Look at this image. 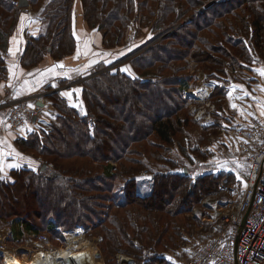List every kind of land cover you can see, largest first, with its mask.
Segmentation results:
<instances>
[{
	"label": "trees",
	"instance_id": "1",
	"mask_svg": "<svg viewBox=\"0 0 264 264\" xmlns=\"http://www.w3.org/2000/svg\"><path fill=\"white\" fill-rule=\"evenodd\" d=\"M28 1L19 8L18 0H0V83L22 16L25 44L18 58L25 70L45 60L69 61L77 50L75 23L100 33L105 55L124 45L131 27L148 36L112 67L101 62L57 86L64 88L48 90L56 115L17 133L14 162L21 170L6 169L8 179L0 180V221L13 233L34 230L50 238L82 226L100 237L105 264H116L119 253L136 264H171L167 251L180 248L183 234L192 237L206 214L190 211L235 182L223 172L193 180L186 164L206 165L214 140L223 139V149L236 147L231 131L245 125H227L222 107L232 83L248 84L244 73L264 67V0ZM190 62L220 83L210 123L196 120L188 107ZM125 67L131 75L120 71ZM72 89L80 92L73 91L70 102L61 93ZM194 129L200 132L195 144ZM150 163L168 169L151 173L150 192L140 195Z\"/></svg>",
	"mask_w": 264,
	"mask_h": 264
},
{
	"label": "built area",
	"instance_id": "2",
	"mask_svg": "<svg viewBox=\"0 0 264 264\" xmlns=\"http://www.w3.org/2000/svg\"><path fill=\"white\" fill-rule=\"evenodd\" d=\"M193 69L191 63L190 71ZM201 75L187 87L185 95L193 117L210 123L216 110L212 93L219 85ZM49 92L0 97V112L8 129L25 132L34 129L45 116H55L47 98ZM231 134L248 165L246 172H238L245 189L236 201L219 208L216 220L210 219L208 236L192 256L176 264H264V122L251 117L243 128L234 129ZM209 201L206 198L203 204ZM55 240L59 241L58 246L46 232L13 233L9 223L0 221V264H105L96 242L87 239L82 226L59 231ZM116 264H135V259L119 253Z\"/></svg>",
	"mask_w": 264,
	"mask_h": 264
},
{
	"label": "rangeland",
	"instance_id": "3",
	"mask_svg": "<svg viewBox=\"0 0 264 264\" xmlns=\"http://www.w3.org/2000/svg\"><path fill=\"white\" fill-rule=\"evenodd\" d=\"M93 33H94L93 34L94 37L100 36V34L97 31H95ZM147 33H148V31L135 32L134 27H131V31L129 33L128 39H127L126 44H125L126 49H128V50H126L124 53H122V56L126 55L127 53H130L129 51L136 48L138 45L142 44L148 36ZM83 35L84 34H82L81 39H82ZM83 40L86 41V39H83ZM96 41H97V39H94L93 43L95 44ZM80 52H81V50H80ZM119 55H121V54H119ZM101 57H102V55L100 53H98V58L95 59L94 61H99L101 59ZM113 61H111L110 63H107V64L112 67V65H114ZM191 63L192 62H190V64ZM45 64L46 63L44 62V64L42 66H45ZM59 64L65 66L64 62H60ZM90 68H92V67H90ZM260 68H264V67H260ZM93 69H90L89 71H87V73L84 74L83 76L91 73L93 71ZM256 70L254 72L248 71L251 74H249V73L245 74L244 73L245 78L250 79L248 84L238 85L236 83H232L233 85L231 87H228V89L226 90V95H228V93L231 92V99L229 98V95H228V97H227V99H226V101L222 107L223 108L222 118H224V120L226 119L227 121L229 120L230 123H227V125H230L231 127H232L231 124H233V125L241 124L242 126H244V125H246V123L248 122V120L251 117H257V118L264 121V119H263L264 114H262V112H261V110L264 109V90H262V89H264V78H261L257 74ZM189 71H190V65H189ZM201 73L204 74L201 70L196 69L194 67V69L188 73L192 77L191 83H196L199 80V77L202 76ZM207 78H208V80H211L213 82H217L216 80L210 79L209 77H207ZM244 83H247V82L245 81ZM218 85H220V83H218ZM221 85H224V84L221 83ZM233 89H234V91H233ZM233 104L236 105V108L232 107ZM3 117H4L3 112H0V122H1V120H3V119H1ZM42 122H43V120H42ZM22 133H25V132H22ZM199 134H200V132L197 129H194L192 131V135H193L192 141L194 144L196 143L195 139L198 138ZM229 134H230V130H229ZM234 136H235V134H234ZM222 142H223V139H222V141L221 140H219V141L214 140L213 143H211L212 149L210 150V152H213L214 157L208 158L207 162H205V164L210 166V168H206V165H204V163H202V162L193 163V164L187 163L186 165L189 166L192 170L190 174H191V178L193 180H195L197 178V176L199 175V173H202V172L203 173L212 172L214 175H217L220 172H223L225 174L234 175L235 182L230 186L224 187L221 190V192H219L217 195L211 196L212 197L211 200L206 205L203 204V201L207 197L205 199H203V201L200 203V206L198 205L193 210L190 211L189 215L199 216V215H201L202 211H205L203 213H206V214L204 217L202 216L200 218V220L198 221V223L196 224L195 234L192 237H188L185 234H183V243H180V245H181L180 248L177 249L176 252L167 251L166 257L171 258V261H170L171 264H172V262H174V264H176L180 261H183L185 258H190L192 256L196 247L200 244V242H203L208 236V232L210 231L211 226H212L210 219L216 220V218H218L219 208L222 205L224 206L228 203H232V202L236 201L241 196L242 192L245 189L243 180L241 178L238 179L236 173H238L240 171L246 172L248 170L247 169L248 165L245 163L246 161L242 159L243 156L236 149L237 147H235V146L231 147L230 146V147H227L226 149H223V147L221 146ZM7 146L1 150L6 152V149H7V151H9V149H12L11 145L8 146V148H7ZM214 161H217V162H214ZM233 161H235V163H232ZM221 162H227L228 167L231 168L232 171H226V170L218 168V164ZM237 164L241 165V167L237 168V166H236ZM186 165L184 164V167L187 169ZM167 169L168 168H166L165 166L150 163L148 172L142 173V179L141 180L145 179V181H144V183L140 184V186L142 188L139 189V194L144 195V194H147L150 192L151 173L159 172V171H166ZM211 202H213V203H211ZM208 207H210V208L207 209ZM85 234H86L87 239L90 242H96L97 250L99 249V251H100V247H99L100 241L97 240L98 237L92 236L90 234V230H85ZM57 236H58V234L51 237L54 246H58V244H59V241L55 240V237H57ZM135 264H136V261H135Z\"/></svg>",
	"mask_w": 264,
	"mask_h": 264
},
{
	"label": "crops",
	"instance_id": "4",
	"mask_svg": "<svg viewBox=\"0 0 264 264\" xmlns=\"http://www.w3.org/2000/svg\"><path fill=\"white\" fill-rule=\"evenodd\" d=\"M32 17V16H31ZM28 25V22L26 23ZM95 31H91L87 29V27L81 23H75L74 24V35L77 40V44L79 43L80 45V54L77 56V50L76 53L69 61L62 60V61H44L46 64L45 66H42L44 63L41 65L35 67L34 69L31 70H25L23 67H21L19 63V55L22 52V49L24 47V37L22 33L17 31L9 40L8 44V49L6 52V67H7V76L3 82L0 83V97H20V96H26L30 94H39V93H44L48 91L49 89L53 90H58L62 89L64 87L58 86V84L62 81H72L78 76H82L87 73L90 69H93L96 65L99 63H105V61H112L114 58H116L119 54H122L126 49V42L124 45L114 51H111L110 54L105 55V52L103 51L101 47V35L99 37H94ZM98 32V31H97ZM99 33V32H98ZM83 35L82 39L81 36ZM100 34V33H99ZM13 37H16L17 41L19 43L13 42ZM83 39H86L83 40ZM97 39L96 43H93V40ZM85 42H87L88 51L87 55H84L85 51ZM99 48V49H98ZM12 49L16 51V49H19L16 51L15 56L11 55L9 53V50ZM98 53L102 55L101 59L99 61H95V63L91 66L92 68L86 67L90 61H94L95 59L98 58ZM60 62H64L65 66L61 67H56L60 65ZM18 65V67L13 69V73L9 72V67L10 65ZM107 64V63H106ZM56 68L57 73H67V75H51L48 74L46 76H41V73H46V71L50 68ZM28 82L27 84L25 82ZM41 81H46L44 83H41ZM55 84V87L52 85ZM31 86L34 90L28 91L27 88ZM17 91L20 92V95H17ZM228 97V95H227ZM2 119V118H1ZM264 119V118H263ZM241 120V119H240ZM3 120L0 122V150L4 149L7 145L12 146L11 148L15 150V152H18L17 147L15 146V139L17 138L18 134L15 132H12L4 126ZM263 121V120H262ZM264 122V121H263ZM7 146V148H8ZM6 152L7 149H6ZM7 158H12L11 160H8V163H12L18 161V157H13V156H8ZM6 158V159H7Z\"/></svg>",
	"mask_w": 264,
	"mask_h": 264
},
{
	"label": "snow or ice",
	"instance_id": "5",
	"mask_svg": "<svg viewBox=\"0 0 264 264\" xmlns=\"http://www.w3.org/2000/svg\"><path fill=\"white\" fill-rule=\"evenodd\" d=\"M24 20H25V18L22 16L21 17V24H20V32L21 33H23V29H24ZM34 22L35 21H31V20L29 21V23H34ZM29 34L30 35H35V32L29 33ZM13 42H14V44L15 43H19V41H17L16 37H13ZM18 50L19 49H16V51H18ZM89 50L90 49H88L87 42H85L84 55H87ZM16 51L10 49L9 50V53L11 55L15 56ZM79 54H80V45L78 43L77 44V56H79ZM94 63H95V61H90L89 64L86 67H89L90 68ZM105 63H110V61H105ZM16 67H18V65H15V64L10 65L9 72L12 73V74H14L13 73V69L16 68ZM56 67H61L62 68L63 65H58ZM120 71L121 72L129 73L131 75V70L129 68H127V67L121 68ZM256 71H257V74L261 78H264V68H259ZM48 74H51L53 76H55V75H65L66 76L67 75V73H57L55 67L48 69L46 71V73H41V76H46ZM44 82H46V81H41V83H44ZM25 83L27 84L28 82L26 81ZM52 86L55 87V84H53ZM27 90L28 91H32L34 89L31 86H29L27 88ZM262 90H264V89H262ZM73 91L76 92L77 97H78L79 96V92H80L79 89H72L71 91H68V92H62L61 95L68 97L69 101L71 102L72 92ZM233 91H234V89H233ZM17 95H20V92L19 91H17ZM228 95H229V98L231 99V92H229ZM70 106L71 107H80V105L78 103H70ZM232 107L233 108H236V105L233 104ZM261 112H262V114H264V109H262ZM29 131H31V129H29ZM8 156L18 157L19 154L16 153L14 149H9L8 152H4L3 150H0V173H2V175H0V180H4V181H6L8 179V175H7L6 169L7 170H13L14 169L16 171H20L21 170V166L19 164L15 163V162L5 164L6 158ZM232 163H235V161H233ZM236 166H237V168L241 167V165H239V164H237ZM218 168L223 169V170H226V171H232V169L228 167V163L227 162H221V163H219L218 164ZM236 175H237V178L239 179L240 178L239 177V173H236ZM165 259H168L169 261H171V258L170 257H166ZM172 264H174V262H172Z\"/></svg>",
	"mask_w": 264,
	"mask_h": 264
},
{
	"label": "water",
	"instance_id": "6",
	"mask_svg": "<svg viewBox=\"0 0 264 264\" xmlns=\"http://www.w3.org/2000/svg\"><path fill=\"white\" fill-rule=\"evenodd\" d=\"M17 7H19V8H27V7H29V1L28 0H18ZM183 173H184V175L188 174V171H187V169L185 167L183 168Z\"/></svg>",
	"mask_w": 264,
	"mask_h": 264
},
{
	"label": "bare ground",
	"instance_id": "7",
	"mask_svg": "<svg viewBox=\"0 0 264 264\" xmlns=\"http://www.w3.org/2000/svg\"><path fill=\"white\" fill-rule=\"evenodd\" d=\"M190 84H191V83H190ZM190 84H189V85H190Z\"/></svg>",
	"mask_w": 264,
	"mask_h": 264
}]
</instances>
